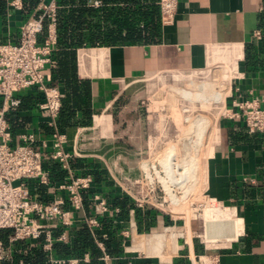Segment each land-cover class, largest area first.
Wrapping results in <instances>:
<instances>
[{
	"label": "crops",
	"instance_id": "obj_1",
	"mask_svg": "<svg viewBox=\"0 0 264 264\" xmlns=\"http://www.w3.org/2000/svg\"><path fill=\"white\" fill-rule=\"evenodd\" d=\"M11 1L0 0V42H17L20 25L34 11L24 5L23 0H20V10L11 6ZM93 1H100L101 5L95 7L91 4ZM139 1L141 5L146 4L150 11L156 9L159 30L154 42L75 49V76L88 83L87 97L80 109L71 102H66V108L62 104V110L73 112L67 126L62 125L64 132L59 127V117L56 120L58 131L66 137L65 149L71 150L73 147L77 152L76 158L71 160L74 169L82 173L81 167L88 164L91 169L107 174L98 184V191L105 196L111 209L119 210L115 217L120 214V209L111 204L122 196L108 179L107 171L114 168L116 172L126 173L133 178L138 175L136 169L122 162L116 163L114 159L117 156L133 157L142 147L145 116L139 104L141 98L151 101L148 110L151 125L156 118V104L161 98L166 101L177 97L198 99L197 92L203 98L215 95L213 84L197 86L189 83L183 88L178 87L179 79L188 72L205 71L214 65L221 67L219 71L222 76L224 73L236 72L237 78L231 84L240 94L254 90L264 96V31L259 28L264 14V0H178L175 21L165 27L160 24L159 0ZM107 6L101 0H86L87 8ZM117 6L122 7L123 4ZM59 8H62L61 17V13L68 10L69 6ZM143 27L141 23L140 28ZM256 31L261 33L260 39L254 36ZM167 77L174 79L167 80L168 84H149L150 80ZM59 83L57 79L52 80L53 85ZM36 97V92L24 93L19 97L18 109L5 115L14 144H19L18 137L24 133H32L40 140H50L52 128L48 126L49 118L46 112L38 108ZM64 98L63 93L62 100ZM33 147L40 149L37 144ZM155 154H163L159 162L178 177L196 174L199 168H203L196 162L199 159H194L200 156V152L183 151V148L177 149L170 145L163 152ZM123 161L136 163L127 159ZM46 165L47 168L51 167V162ZM204 170L208 195L221 201L231 216L242 218L245 232L235 237L232 221H190L188 229L193 252L196 255L215 256L218 264H264V133L249 134L242 122L223 120L218 130L217 145L206 161ZM36 192L44 196L46 187L38 186ZM128 205L125 219L109 218L112 220L109 228L100 227L97 230V240L102 243L104 252L91 236V249L95 247L99 252L94 253L95 258L88 251H74L72 257L82 258L88 254L89 262L86 264H105L99 259L108 254L111 264H128L129 258H124L120 247L119 230L115 229V225L122 227L118 221H122L125 227L135 226L139 233H148L151 229L158 231L159 222L164 224V218L160 221H155L154 217L149 219L148 212L136 209L129 199ZM91 212V206L87 204L84 213L78 214L79 220ZM213 225L216 227L215 233L210 231ZM80 229L68 232V242L64 244L69 248H74L76 233ZM198 235L209 239H226L228 242L210 248L207 245L208 249L205 250ZM175 239L174 234H134L133 248L150 251L152 246L159 245V255L168 257L174 252ZM106 243L111 254L107 252ZM6 247L12 251L8 264H17L21 259L27 264L26 261L32 259L35 252L40 254L39 258L45 257L40 249L27 242L11 246L7 244ZM179 247L177 243L175 254L180 250ZM133 261L135 264H180V260L175 257L170 260L150 258Z\"/></svg>",
	"mask_w": 264,
	"mask_h": 264
},
{
	"label": "built area",
	"instance_id": "obj_2",
	"mask_svg": "<svg viewBox=\"0 0 264 264\" xmlns=\"http://www.w3.org/2000/svg\"><path fill=\"white\" fill-rule=\"evenodd\" d=\"M58 1L40 0L33 13L20 25L17 42H0V230L11 231L8 236L10 246L27 242L40 249L47 264H86L89 262L88 254L82 258L57 256L54 244L68 242L70 230L85 226L104 252L96 235L101 227L99 218L106 216L115 219L119 210L111 209L102 194L91 193L94 185L91 175H81L79 170L71 167L70 162L76 158L77 152L73 147L71 150L65 149L66 137L57 128L63 92L60 86L52 84L51 54L57 43ZM91 4L98 7L101 2L93 1ZM10 5L22 9L20 0H12ZM158 5L161 27L172 25L178 0H159ZM254 36L257 39L262 37L259 31ZM220 69V66L214 65L205 71L188 72L179 79V88L189 83L197 86L213 84L215 95L203 98L197 92L198 99L177 97L175 101H166L161 98L156 104V118L151 125L148 115L151 101L147 98L139 100L140 107L145 110L142 147L134 159L126 156L114 159L116 163L122 162L136 169L138 175L133 178L113 168L107 171L108 179L122 197L131 200L136 209L145 210L153 217L162 216L166 222L158 231L151 229L148 233H139L135 226L125 227L122 221H118L122 226L118 232L120 247L124 258H129L128 264H135L133 260L138 259L170 260L174 257L180 260V264H218L215 256L196 255L193 252L188 229L189 222L193 220L202 223L232 221L235 237L244 235L243 219L231 216L221 201L208 195L204 167L217 145L218 130L223 120L242 122L249 134L264 133V96L254 90L240 94L231 84L237 78L236 72L222 76ZM173 79H154L149 84H168ZM30 90L42 98L38 108L48 115V126L52 128L50 140H40L32 133H24L18 137L19 144H14L5 115L19 106V95ZM36 144L40 149L33 147ZM170 145L183 148V151L209 154L199 165L203 170L199 168L196 174L178 177L171 174L170 169L161 165L158 159L149 156L163 152ZM123 159L136 163L128 164ZM194 159H199L197 164L201 163L199 157ZM48 162H56L65 170L66 175L59 184L51 185ZM38 186L47 188L44 196L36 192ZM86 203L90 204L92 212L79 220L78 214L84 213ZM134 234H174L175 249L178 243L180 250L175 254L174 249L170 256L163 257L158 253L159 245L152 246L150 251L134 249ZM197 237L205 250L208 249L207 245L210 248L228 242L226 239H209L204 235ZM11 252L0 240V264L11 261ZM25 253L28 254L27 251ZM99 261L111 264L108 254H104ZM17 264H24V260H19Z\"/></svg>",
	"mask_w": 264,
	"mask_h": 264
},
{
	"label": "trees",
	"instance_id": "obj_3",
	"mask_svg": "<svg viewBox=\"0 0 264 264\" xmlns=\"http://www.w3.org/2000/svg\"><path fill=\"white\" fill-rule=\"evenodd\" d=\"M103 4L110 7H102L98 9H91L86 7V0H60L58 1L59 7L69 6L68 10L61 13L62 8L57 10L56 20V33L57 43L55 50L51 54V61L53 64L51 70L52 80H59L58 86L61 87L62 92L65 94V98L61 99V107L66 108V102H71L73 106L80 109L82 101L87 97L88 83L80 81L75 76V49L90 46V47H112L122 45H135L140 43L154 42V38L158 35V25L156 23V9L152 8V11L146 6L141 5L139 0H101ZM147 1V0H144ZM24 5H28L30 9H35L39 0H23ZM123 4L122 7L117 6ZM143 23L144 27L140 28V24ZM46 24V23H45ZM259 28L264 31V14L261 17V23ZM252 48V47H251ZM29 92H35L30 90ZM24 92V93H29ZM20 94L19 97L23 96ZM38 103L42 101L41 96L38 94L36 97ZM20 106V104H19ZM18 106V107H19ZM18 107L16 109H18ZM15 109V110H16ZM67 113V114H65ZM72 111L60 108L59 111V127L61 131L62 125L67 126L70 117H72ZM64 132V131H63ZM72 162V161H71ZM70 162V163H71ZM72 168H74L71 165ZM49 168V176L52 184H59L62 182L63 177L66 175L60 165L56 162H51ZM83 172L81 175L89 174L93 177V189L91 193L98 192L100 190L98 184L107 177V174L97 172L91 169L88 164L81 167ZM101 168V167H97ZM47 190V188H46ZM86 203L85 206H87ZM112 207H118L120 214L116 217L119 219H125L128 212V199L122 197L121 199H115L111 204ZM149 215V214H148ZM147 216L144 215V219ZM153 216H149V219ZM101 229L109 228L110 220L104 216L99 218ZM115 229L119 230L121 227L115 225ZM141 226H139L140 229ZM11 231L0 230V240L5 246L8 244V236ZM96 231V235H97ZM76 240L74 248H69L67 244L55 243L54 252L57 256L64 258L72 257L74 251L83 253L88 251L90 255L99 253L94 247L91 249L92 238L89 230L83 226L76 233ZM107 252L111 254L108 243H106ZM93 251V252H92ZM39 253L34 254L32 259L27 260V264H47L46 257H40ZM75 257V256H74ZM77 257V256H76ZM79 258V257H77ZM93 258H95L93 256ZM40 263H36V262ZM25 263V262H24ZM8 264V263H4Z\"/></svg>",
	"mask_w": 264,
	"mask_h": 264
},
{
	"label": "rangeland",
	"instance_id": "obj_4",
	"mask_svg": "<svg viewBox=\"0 0 264 264\" xmlns=\"http://www.w3.org/2000/svg\"><path fill=\"white\" fill-rule=\"evenodd\" d=\"M144 109V108H143ZM144 115H145V110H144ZM174 154V153H173ZM158 155V156H157ZM163 154H152V156H151V154L149 155V156H151V157H153V158H155V159H159L161 156H162ZM209 154H200V156H199V158L201 159V163H199V165H202V162H203V159L205 160V158L208 156ZM137 157V154L135 155V156H133V157H128L129 159H134V158H136ZM204 163V162H203ZM203 170V169H202ZM154 219H155V221H160V220H163V217L162 216H156L155 215V217H154ZM166 221H165V219H164V223H165ZM160 223V227L162 228V226H163V224H161V222H159ZM159 230H160V228H159ZM210 231H212V233H215V231H216V227L213 225V226H211L210 227ZM160 234H161V232H160Z\"/></svg>",
	"mask_w": 264,
	"mask_h": 264
}]
</instances>
